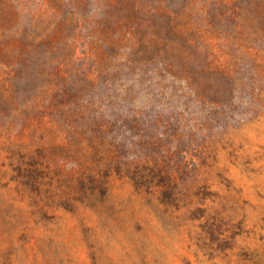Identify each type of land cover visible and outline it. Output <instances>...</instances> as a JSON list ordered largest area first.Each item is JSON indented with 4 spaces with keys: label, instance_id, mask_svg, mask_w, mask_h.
<instances>
[{
    "label": "rangeland",
    "instance_id": "374dc122",
    "mask_svg": "<svg viewBox=\"0 0 264 264\" xmlns=\"http://www.w3.org/2000/svg\"><path fill=\"white\" fill-rule=\"evenodd\" d=\"M263 11L0 0V264H264Z\"/></svg>",
    "mask_w": 264,
    "mask_h": 264
},
{
    "label": "trees",
    "instance_id": "16d2710c",
    "mask_svg": "<svg viewBox=\"0 0 264 264\" xmlns=\"http://www.w3.org/2000/svg\"><path fill=\"white\" fill-rule=\"evenodd\" d=\"M241 2L251 3L255 0H238ZM259 3L264 4V0H257ZM263 18V24L260 29L264 34V11L261 16ZM86 170L78 179L79 187L83 191L89 190L90 192H100L106 194L108 191L107 173L109 168H104L103 173L94 171L90 168ZM102 171V170H101ZM123 171V170H122ZM132 181L136 191L154 193L157 189H160L161 196L168 202V205H174L178 200L177 192L174 188L166 187L165 174L157 165L138 164L136 166H127L123 171Z\"/></svg>",
    "mask_w": 264,
    "mask_h": 264
}]
</instances>
